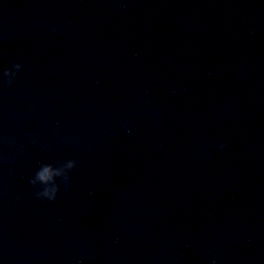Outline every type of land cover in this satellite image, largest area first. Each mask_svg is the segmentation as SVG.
Instances as JSON below:
<instances>
[{"label": "water", "instance_id": "water-1", "mask_svg": "<svg viewBox=\"0 0 264 264\" xmlns=\"http://www.w3.org/2000/svg\"><path fill=\"white\" fill-rule=\"evenodd\" d=\"M12 59L0 264H203L212 243L264 264V0H0ZM66 159L71 190L35 199L28 179Z\"/></svg>", "mask_w": 264, "mask_h": 264}, {"label": "clouds", "instance_id": "clouds-1", "mask_svg": "<svg viewBox=\"0 0 264 264\" xmlns=\"http://www.w3.org/2000/svg\"><path fill=\"white\" fill-rule=\"evenodd\" d=\"M54 31H58L55 30ZM25 65L16 60H10V67L0 71V84H6L9 88H12L20 75L24 72ZM173 92L175 87L173 86ZM153 119L156 123L160 122V113L157 111L152 112ZM121 127L127 135H132L134 129L128 124H122ZM114 135H119L118 132H114ZM213 148H218L220 151H228L229 145L227 142H222L218 145H212ZM201 153L207 156L211 155V150L208 146H201ZM80 161L77 159L60 160L56 164L41 163L36 169L34 174L28 179V184L33 190L35 199L41 202L55 203L61 194L62 189L69 191L73 184V173L77 172L80 168ZM233 244L239 243L238 239L233 238L231 241ZM115 244H119V239L114 241ZM167 244H163L162 248H168ZM222 245L219 243H212L208 247L201 248L199 255L203 261V264H220V249ZM82 254L88 260H94V256H90L86 250H82ZM152 264H161L159 258H154ZM167 264H185L183 255L171 256Z\"/></svg>", "mask_w": 264, "mask_h": 264}]
</instances>
